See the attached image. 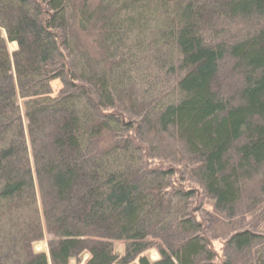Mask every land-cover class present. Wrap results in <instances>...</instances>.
<instances>
[{
  "label": "trees",
  "instance_id": "16d2710c",
  "mask_svg": "<svg viewBox=\"0 0 264 264\" xmlns=\"http://www.w3.org/2000/svg\"><path fill=\"white\" fill-rule=\"evenodd\" d=\"M197 198L264 216V0H0V264H264Z\"/></svg>",
  "mask_w": 264,
  "mask_h": 264
},
{
  "label": "rangeland",
  "instance_id": "374dc122",
  "mask_svg": "<svg viewBox=\"0 0 264 264\" xmlns=\"http://www.w3.org/2000/svg\"><path fill=\"white\" fill-rule=\"evenodd\" d=\"M8 45H9V50L11 52L16 50V48H17V44L15 42H9ZM222 72L224 73V70ZM62 86H63V84L59 80L52 82V88H53L54 94L59 93V91L62 89ZM21 103L23 104V101H21ZM21 103H20V105H21ZM152 163L156 167H167V166H169V164L162 162L161 160H155ZM175 167H177V166H175ZM183 179H185V178L183 177V174L180 172V169L177 167V173H176V176L174 177L176 184L177 185L180 184L183 186L187 185V187L198 189L197 186L193 183L189 184V183L182 182ZM196 201H197L196 206L199 205L200 203L201 204L203 203L202 212L200 213L199 217H201V220L203 221L206 232L208 231V234L210 236V243H211L212 249L215 251L216 254H218L220 256H222V254H223V249L225 247L227 238L232 233H234L238 230H241V229H246V228L257 229L258 226H260L261 224H264V216L259 218L258 220L256 217L252 219L248 216V217L242 218L243 221L238 222L237 224L232 223L229 226L226 222L223 221L222 217L219 216L218 219H216L214 217L211 202H206L209 200L197 198ZM260 215L262 216L263 214H260ZM48 239H50L49 236H47L46 241L37 243L35 245V250L37 252L47 250V240ZM123 248H124L123 242H121V241H115L114 242V249H115L117 254L121 255L123 253ZM146 255H148V257L151 261L158 260L160 257L158 254V251L154 248H151L150 250H148L146 252Z\"/></svg>",
  "mask_w": 264,
  "mask_h": 264
}]
</instances>
